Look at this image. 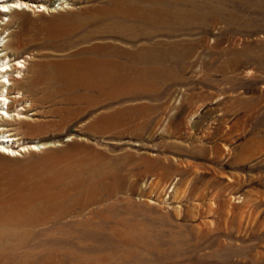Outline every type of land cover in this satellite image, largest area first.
<instances>
[{
	"label": "rangeland",
	"instance_id": "374dc122",
	"mask_svg": "<svg viewBox=\"0 0 264 264\" xmlns=\"http://www.w3.org/2000/svg\"><path fill=\"white\" fill-rule=\"evenodd\" d=\"M100 4L0 15L46 144L0 154V264H264V0H149L125 36ZM96 57L138 87L68 92Z\"/></svg>",
	"mask_w": 264,
	"mask_h": 264
},
{
	"label": "bare ground",
	"instance_id": "6f19581e",
	"mask_svg": "<svg viewBox=\"0 0 264 264\" xmlns=\"http://www.w3.org/2000/svg\"><path fill=\"white\" fill-rule=\"evenodd\" d=\"M56 1L59 2L60 6L62 4V7H64L63 4L68 3L69 0H0V15L1 14L6 15L7 12L9 13L14 12V10L24 11V9H28V10L36 9L42 11V9H47V10L49 8L55 9L57 7L56 5L52 6V3L55 4ZM74 1L81 2L83 0H74ZM147 3H149V0H105V4H100L96 6L93 12L90 13V16L96 22L102 20H110L112 27L120 29V31H115V32L125 36L126 35L124 33L125 31L121 30L125 18L132 19L134 21L132 27L136 28L135 23L138 24V18H148L151 12L150 9L144 6ZM155 11H156V15H158V18L163 17L162 8L160 10L155 9ZM8 20H10V18ZM7 27H8L7 22L4 21L2 18V20L0 21V154L10 156L15 154L19 155L20 150L24 151L25 149L28 148L38 149L40 147H44L46 144L45 143H32V144L23 143L22 145L18 144L19 135L17 134L18 131H16V127L14 126L15 124L13 125V122L14 120L20 119L22 116H24V114L21 113L22 110L21 108L23 107L15 109L16 112L14 111L15 113H12L10 107L13 102H11L12 95L10 94V92L11 89L15 90L14 88H16L17 93L19 94L16 100L23 99L24 96L22 93L25 91V88H23V86L22 87L20 86L22 81L27 80L29 75L24 73V69L27 68L25 62L26 60L20 58L17 59L12 58V51H11L12 43H11V39L9 40L10 36L9 38L7 36V34L9 33L2 34L3 32H5L4 30L5 28L7 30ZM135 31H138V29ZM100 48L101 47H96V50H101ZM116 53L120 54L121 52L119 51ZM131 60L138 62V57L135 56ZM105 62H107L108 64L107 60H104L99 57L89 58L87 60L88 65L81 72L86 80L80 83L77 82L71 83L70 86L67 87L68 89L67 91L73 92L78 90V88L80 87L81 90H84L87 92V94H90L91 91L97 89L99 91V96H102V95L110 94V91L115 87H117L118 89L126 88V90L129 91H132L138 87L135 81L132 80V78L134 77L132 78L126 77L128 73H131L134 70H138V69L133 68L132 66L129 69L125 67L121 62H117V61H112L107 66ZM36 74L37 73H34L33 76L34 78ZM61 77L62 76L60 75H56L52 78L54 82H59L62 79ZM17 82L18 83L21 82L20 86ZM15 83L18 84L16 87H15ZM53 84L55 86L53 92L48 95H43V98L45 96L47 98L53 96L55 98L57 97L56 93L58 90H60V88L59 86L57 87L58 83H53ZM33 88H36V85L31 84V86L27 87V90H31ZM72 99L73 97L71 96L67 97V100L71 101ZM121 113L122 111L120 112V114ZM26 116L27 115H25V117ZM19 122L21 123V120H19ZM37 125L41 126L42 123L34 124V126ZM17 145H20V148L19 147L15 148V146Z\"/></svg>",
	"mask_w": 264,
	"mask_h": 264
}]
</instances>
